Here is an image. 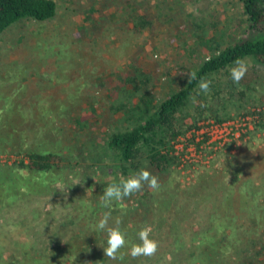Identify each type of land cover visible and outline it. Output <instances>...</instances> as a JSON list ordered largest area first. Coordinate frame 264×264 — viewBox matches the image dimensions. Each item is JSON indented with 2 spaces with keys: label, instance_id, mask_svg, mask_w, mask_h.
I'll use <instances>...</instances> for the list:
<instances>
[{
  "label": "trees",
  "instance_id": "obj_1",
  "mask_svg": "<svg viewBox=\"0 0 264 264\" xmlns=\"http://www.w3.org/2000/svg\"><path fill=\"white\" fill-rule=\"evenodd\" d=\"M144 1L105 0L103 4L107 2L116 4V10L107 15L109 21L116 27L139 33L145 29H152L154 23L153 16L149 12L138 10L139 4ZM241 2L242 12L248 22L247 29L248 32L251 31V34L248 33L240 39L229 40L228 44L222 47L215 35L205 38L207 32L204 30V23V25L197 24V33L211 52L192 71L195 79L190 80V75L187 76L178 88L164 97L156 98L152 94L151 73L139 65L130 64L127 75L124 77L119 74H110L97 80L98 84L110 90L107 96L109 105L106 110L109 116L107 120L102 121H108L113 130L106 132L98 140L97 138L92 140L89 147L94 150L92 158L98 163L100 173L105 174L108 168L111 170V176L107 180L101 178L93 182L97 189L90 193L85 207L89 225L83 231L87 236H82L80 229L81 232L78 230L79 232L68 240L58 238L81 226V214L65 211L59 214L57 209L53 208L44 214L45 224L43 220H40L39 211H36L28 223L26 222L30 216L26 214L21 221L24 225L31 223L28 228L31 232L28 236L32 240L23 247L20 256L12 251L7 258L3 256V252L9 249V245L0 243V264H127L129 259L126 255L122 261L109 260L104 256L103 246H107V235L106 232L95 228L100 218L98 209L101 207L97 201V194L100 188L105 189L109 184L118 182L121 177L127 178L142 168L148 169L159 178L161 188L153 192L145 186L140 192L124 198L125 201L132 200L133 204L126 209L132 214L129 216L127 214L122 219V213H120L122 221L118 226L125 233L129 245L138 242L137 233L142 227L152 228L151 238L158 242L159 248L148 261L158 256V252L163 247L172 245L175 241L173 240L174 232H176L175 236L189 230L193 233L208 232L212 228L210 221L213 218H219V223L223 222L225 225L235 226V223L238 225L236 222L238 216L236 218L234 214L242 209L245 211L239 219L247 218L246 222H251L250 233L243 231L241 234L238 233L237 238L230 241L229 234L225 232L227 226L221 225L219 237L213 239V236H208L205 241V237L201 235L202 240L199 241L198 246H201L202 251L200 259L199 256L191 255L196 253L195 247L186 251L188 248L183 243L176 247V251H179L175 253L182 259L176 261L174 257L171 262L173 264L185 262L187 264H264V227L258 222L259 213L264 211V193L259 190V187L252 188L255 184H264V152L261 153L262 158L260 155L246 156L241 161L238 160L236 165L234 164L239 167L234 170L238 180L236 184L232 182L234 186L231 189H228L220 176L216 175L203 179L204 188L198 185L179 187L170 184L173 173L177 171L180 164L173 144L199 121L208 119L223 121L240 114L250 113L252 108H260L259 119L255 122L250 135L264 134V95L258 96L255 93L256 86L259 84L258 79L264 82V76L261 77L260 72L255 70L258 65L264 66V34L253 38L258 34L256 32L264 31V0H241ZM97 4L94 2L90 6V13L86 11L87 9L82 10L84 19L89 20L91 12L95 10L102 13L101 6ZM55 8L54 0H0V36L8 27L21 21L42 22L53 18ZM82 23L80 27H83ZM216 34L219 33L216 32ZM216 44L218 46H215ZM237 58L254 63L249 74L245 75L239 85L232 81L230 75V69ZM201 79L211 81L210 91L207 94L199 89ZM201 104L206 106L201 107ZM92 113L93 121L97 123L101 116H97L94 110ZM13 117L25 120L29 117L28 110H0V148L1 142L7 143L8 146L12 145L10 138L20 139L16 146H12L13 153L19 155L18 159L11 165L0 168V201H2L0 206L7 208L23 200L27 194H33L32 197L39 194L45 197L48 193H53L54 190L46 184V181L53 182V175H56L57 170L62 169L64 165V163L61 164L63 155L57 152L31 149L26 139L33 129L25 125V128H18L17 125L14 127L11 121ZM89 118L80 120L75 118L78 128L72 130V134L87 130L91 122ZM188 118L190 122L187 121ZM37 135L34 136L37 138ZM87 146L85 144V148L82 147L85 154L87 153L85 157H81L83 161L90 152ZM76 159V157H70L68 160L75 162ZM92 163L93 161L89 165L93 166ZM240 184L244 187L243 194L240 192V195H244L245 199L248 196V202H246L248 206L241 205L242 198L237 197ZM225 198L228 199L229 206L236 207L232 213H229V210L222 207L220 203L222 200L226 201ZM19 205L22 208L24 206L23 203ZM101 210L103 213L114 212L117 208L111 204L110 209L101 207ZM235 211L238 212L235 213ZM6 216L2 215V219H6ZM8 216L13 219V216ZM55 219L56 222L51 223ZM116 220L111 218L109 226H116L114 223ZM198 221L207 227L198 225L194 230L193 227ZM40 222L42 224H39ZM4 235V231L0 232L1 237ZM191 238L194 239V236ZM14 242L16 245L19 244L17 241ZM231 242L234 244L231 245ZM99 247L103 249L99 255L92 253L93 249ZM121 251L127 253V248ZM146 260L147 257H140L139 264ZM148 261L145 264H149Z\"/></svg>",
  "mask_w": 264,
  "mask_h": 264
},
{
  "label": "rangeland",
  "instance_id": "obj_2",
  "mask_svg": "<svg viewBox=\"0 0 264 264\" xmlns=\"http://www.w3.org/2000/svg\"><path fill=\"white\" fill-rule=\"evenodd\" d=\"M104 1L54 0L56 8L53 18L42 22L21 21L8 27L0 36V110H28L29 117L25 120L11 118L14 127L15 125L18 128L27 126L33 129L26 139L29 147L57 152L63 155L61 164L64 163L63 168L53 175L54 181H46V184L54 190L53 193L50 192L45 197L40 194L34 197H32L33 194H27L23 200L11 204L8 208L0 206V224L2 225L0 232L5 233L3 237L0 236V243L9 245V249L3 252L5 258L12 251L20 256L23 247L32 240L28 236L31 232L28 229L31 223L24 225L21 220L28 214L30 216L26 222L28 223L36 211L41 213L40 220H43L44 224V214L53 208H56L59 214H63L64 211L81 214V226L58 238L68 240L80 229L82 236H87L83 231L89 225L85 207L88 196L97 189L93 182L101 178L107 180L111 176V170L108 168L105 174L100 173L98 163L92 158L94 150L89 147L92 140L96 138L98 140L106 132L113 130L108 121H102L107 120L109 116L106 110H108L109 97L107 99V96L110 90L98 84L99 78L110 74H119L124 77L127 75L130 64L139 65L151 73L152 94L156 98H162L178 88L211 52L197 33V24L204 23V30L207 32L205 38L215 35L222 47L228 44L229 40L240 39L248 33L251 34V31L248 32L247 29L248 22L242 12L241 0H145L139 4L138 10L149 12L153 16L154 23L152 29H145L139 33L116 27L109 21L107 15L116 10L117 6L112 2L103 4ZM94 2L101 6L102 13L95 10L91 12L89 20L84 19L82 10L87 9L86 11L90 13V6ZM81 22L83 27H80ZM256 34L253 38L263 35L264 31L256 32ZM246 62L249 65L247 72L249 74L254 63L250 60ZM255 70L260 72L261 77L264 76V66L258 65ZM258 82L255 93L258 96L264 95V82L260 79ZM92 110L97 116H101L97 123L93 121ZM87 117H90L91 121L89 128L72 134V130L78 128L76 119ZM187 121L190 122L189 118ZM33 134H38L37 138ZM249 136L245 142L214 154L207 165L191 164L181 170L177 168L170 184L179 187L198 185L204 188L203 179L216 175L220 176L228 189H231L238 180L236 174L234 175V170L239 168L235 166L236 162L246 156H261L264 152V134L256 133ZM10 140L12 145L8 146L7 143L1 142L0 168L11 165L19 157L18 154L13 153L12 146H16L20 139L10 138ZM85 144L88 145L90 152L83 161L81 157L87 154L83 150ZM70 157L77 159L75 162L69 161ZM96 158L98 160V157ZM91 161L93 166L89 165ZM77 181L79 183L74 184ZM255 186L264 193V184H255L252 188L254 189ZM238 187L237 197L242 198V204H240L248 206L246 204L248 196L245 199L244 195H240V192L243 194L244 187L242 184ZM103 192L102 188L98 190L99 203ZM225 200L220 201L222 207L224 206L229 213H232L236 208L235 205L229 206L228 199L225 198ZM21 203L24 205L23 208L19 205ZM112 204L117 208L116 211H111L112 218L122 221L125 215L132 214L126 211L133 204L131 199L123 200L119 204L113 201ZM101 207L98 209L100 217L103 214ZM244 211L242 209L239 213L235 211L234 215L236 218L238 216L236 219L238 225L235 223V226L219 223V218H213L210 221L212 228L210 224L211 229L208 232L193 233L189 230L176 236L174 232L173 240L175 241L172 245L163 247L158 252V256L150 261L148 260L151 257H147L146 262L173 264L171 260L174 257L176 261L181 260L182 258L175 253L179 251H176V247L183 243L188 248L186 251L195 247L196 253L191 255L199 256L200 259L202 251L201 246H198L199 241L202 240L201 235L205 237V241L208 236H213L215 239L221 235V225L227 226L225 232L229 234L230 241H233L238 233L241 234L243 231L250 233L251 222L247 223V218L239 219ZM120 213H122V219L119 216ZM2 215H7V218L2 219ZM8 215L13 216V219ZM15 216L19 218L15 219ZM56 219L51 223H55ZM258 222L264 227L263 210L258 215ZM198 225L205 224L198 221L193 229L195 230ZM192 236L194 239L191 238ZM14 241L19 244L16 245ZM232 243L230 244L233 245ZM19 247H21L19 250H15ZM102 250L99 247L93 249L92 253L99 255ZM126 257L129 259L127 264H139L140 258L137 260L128 255Z\"/></svg>",
  "mask_w": 264,
  "mask_h": 264
},
{
  "label": "clouds",
  "instance_id": "obj_3",
  "mask_svg": "<svg viewBox=\"0 0 264 264\" xmlns=\"http://www.w3.org/2000/svg\"><path fill=\"white\" fill-rule=\"evenodd\" d=\"M248 68L249 65L245 60L237 58L234 61V66L230 69L232 81L239 85L241 80L247 74ZM189 78L190 80L195 79V74L190 73ZM210 84L211 81L201 79L199 81L200 91L207 94L210 91ZM200 106L205 107L206 105L201 104ZM78 183L79 182L77 181L74 184ZM145 186L153 192L159 191L161 188L159 178L156 175H153L148 169L142 168L137 173L130 175L127 178L121 177L118 182L109 184L104 189L100 204L102 207L110 209L113 201L119 204L123 202L124 198L140 192ZM111 218V211H106L102 214L95 225V228L98 231L106 232L107 246H103V248L104 256L109 260L122 261L125 255L130 256L132 259L152 257L157 253L159 244L155 239L151 238L152 228L150 226L142 227L137 233L138 242L129 245L125 233L122 232L118 226L121 221L117 219L115 221L116 226H109V220ZM125 248H127V253L121 251Z\"/></svg>",
  "mask_w": 264,
  "mask_h": 264
},
{
  "label": "built area",
  "instance_id": "obj_4",
  "mask_svg": "<svg viewBox=\"0 0 264 264\" xmlns=\"http://www.w3.org/2000/svg\"><path fill=\"white\" fill-rule=\"evenodd\" d=\"M260 108L223 121H199L173 144L180 164L178 169L209 164L214 154L245 142L259 119Z\"/></svg>",
  "mask_w": 264,
  "mask_h": 264
}]
</instances>
